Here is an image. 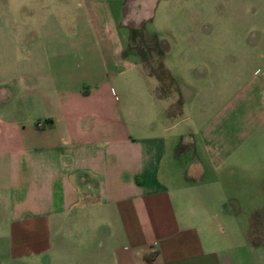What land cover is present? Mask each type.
<instances>
[{"label":"crops","instance_id":"crops-1","mask_svg":"<svg viewBox=\"0 0 264 264\" xmlns=\"http://www.w3.org/2000/svg\"><path fill=\"white\" fill-rule=\"evenodd\" d=\"M59 1L78 32H114L95 44L112 49L113 72L87 75L72 61L84 78L59 86L74 80L57 73ZM135 32L155 49V33L169 34L176 58L162 55V77L152 58L141 65ZM0 66V264H264V0H0ZM191 74L238 82L220 118L191 114L207 109L180 97ZM167 75L176 109L155 107ZM118 76L160 121L125 124L109 83ZM85 80L98 83L82 90ZM171 111L182 117L168 125ZM181 144L191 148L177 181L167 166ZM221 168L232 203L223 236L214 211L199 204L204 215L192 219L175 202ZM236 207L256 211L239 219Z\"/></svg>","mask_w":264,"mask_h":264},{"label":"rangeland","instance_id":"rangeland-1","mask_svg":"<svg viewBox=\"0 0 264 264\" xmlns=\"http://www.w3.org/2000/svg\"><path fill=\"white\" fill-rule=\"evenodd\" d=\"M58 8H57V22L59 25V30L56 32V34H52L51 40L56 41L58 45L57 52L60 55H63V62L59 63L57 67V73L59 76L62 75H71V77L74 78H84V75H79V70L78 71H73L71 62L75 61L74 64L75 66H79L81 68L87 69L89 73H86L87 75L90 74H95L106 71L107 73L113 72L115 69V65L112 62V49L108 47L107 45L102 48H97L95 45L96 43H112L114 41V32L110 30V32H105V33H97V32H78L76 29H74V26L70 23H68L66 19V13H64V1H59L58 2ZM45 39L50 40V37H48L49 33L44 32L42 34ZM117 35V34H116ZM122 38L126 36V34L121 33L119 34ZM169 34L168 33H155L154 35V40L158 42V45L164 46V48H159L155 49L152 47V44L148 42L147 38L144 35H139L135 34L132 35L131 40L135 42L133 50L135 53L138 55L141 65L143 67L148 66L147 64L149 63L148 60L152 58V61L154 64H150L152 70L151 72H155V74L159 77H162L161 74V69L159 68V64L157 63L162 55L167 58V60L170 62L171 58H176V55H172L175 50L172 48H166L171 47L170 46V41H169ZM171 36H175V34H170ZM179 35V34H177ZM175 38L179 40L176 36ZM75 45L77 42H83V43H89L88 49H84L83 54H79L78 52L80 50L76 49H63L62 47L66 46H71L72 43ZM68 44V45H67ZM16 50H14V53ZM82 51V52H83ZM81 52V51H80ZM81 52V53H82ZM130 49L125 47L123 48V56L129 55ZM174 56V57H172ZM66 61V62H65ZM85 63V64H84ZM105 63V64H104ZM105 66V68L103 67ZM1 67V66H0ZM224 67L225 66H219V75L220 74H225L224 72ZM148 70V69H146ZM78 74V75H77ZM73 75V76H72ZM129 75V74H128ZM225 76V77H224ZM227 75H222L219 77L217 81L214 82H208V81H200L196 80L195 78H192L193 75L191 74V77L188 79H184L182 81H179L178 84L184 87V92L182 95H185L184 93L186 92L187 94L190 93H196L198 94V97H195L193 100L192 96L191 98L188 96H180L182 99L185 98L186 104L192 103V105L201 107H206L207 109L204 110L203 114H194L196 116H200V120L203 122L199 124H203L204 122H207L209 119L214 118L217 112H220L217 116L218 118L221 117V115L224 113V107H226V104L230 101L231 99V90L235 89L237 87L238 82L236 81H231L227 79ZM165 77H168L165 76ZM78 79L74 80H69V81H58L59 86H70L71 84H77ZM168 81L170 85L163 83L162 80H159V87L157 90V96L158 99L160 100L159 103L155 105V107H164L168 102L171 100L173 101V107L178 106V96L174 97L173 92L175 91H170L172 87L175 86L174 82L169 80ZM98 82L97 81H87L85 80L83 82V87L82 90L88 89L89 87H92L96 85ZM110 86L112 87V90L114 92V95H116V98L118 99V107L119 110L122 112V117L123 121L127 126L130 125V121H135V122H157L158 120L160 121L162 115L158 112H155L157 108H152L153 111L149 115L145 113V109L147 107L146 102H141L142 98L139 96H136L135 91L132 90L130 87L131 81L129 80V76H118L115 77L114 79H111L109 81ZM168 83V82H166ZM190 87L191 89H189ZM175 88V87H174ZM210 88V89H209ZM214 88V89H213ZM231 89V90H230ZM165 94V95H164ZM181 94V93H180ZM163 95V96H162ZM165 99V100H164ZM192 99V100H191ZM180 105V104H179ZM174 109V108H173ZM170 117L167 118L166 124L172 125L179 121L181 119L182 114L177 113V112H172L170 113ZM202 117V118H201ZM186 123H180L176 124L175 127L170 129L169 131V136H173L176 133H183L182 130L186 127ZM177 135V134H176ZM191 147L189 145H179L178 150L179 152H176V160L173 163H169L167 168L169 167L170 171L173 172L174 174V179L179 181L183 180L179 176L180 174H184L185 169L188 167L189 162L186 161L188 159V150ZM167 163V162H166ZM166 166V164H165ZM225 169L221 168L219 169V173L214 174L213 176H210L207 169H205V176L200 179L201 184L199 182H196V184L193 187L192 192H187L185 194L177 195L176 197V206L177 209L181 212L185 211H191L192 215L191 218L195 219L197 217H201V215H204V211L201 210L202 206H206L210 211H214L217 216L219 221L221 222V227H214L213 233L223 236L226 232V216L228 215L230 211V205L232 204L229 200V195L226 192V186H225V176L223 175ZM185 175V174H184ZM187 179V180H186ZM192 179L191 181H193ZM185 181L188 183L190 182L189 177L185 178ZM193 183V182H190ZM201 205L200 208H197L196 206ZM255 209L252 208H237L235 209V213L239 219H242L243 216H248L252 215L253 212H255ZM203 212V214H202ZM196 223V222H195ZM199 223V222H197ZM199 227L202 228L203 226L199 224ZM204 228V227H203Z\"/></svg>","mask_w":264,"mask_h":264},{"label":"trees","instance_id":"trees-1","mask_svg":"<svg viewBox=\"0 0 264 264\" xmlns=\"http://www.w3.org/2000/svg\"><path fill=\"white\" fill-rule=\"evenodd\" d=\"M147 263L149 262V259L146 258Z\"/></svg>","mask_w":264,"mask_h":264},{"label":"built area","instance_id":"built-area-1","mask_svg":"<svg viewBox=\"0 0 264 264\" xmlns=\"http://www.w3.org/2000/svg\"><path fill=\"white\" fill-rule=\"evenodd\" d=\"M151 253H152V251H151Z\"/></svg>","mask_w":264,"mask_h":264}]
</instances>
